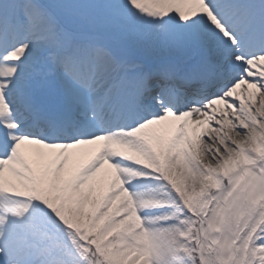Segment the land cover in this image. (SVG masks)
<instances>
[{
  "label": "snow or ice",
  "instance_id": "snow-or-ice-1",
  "mask_svg": "<svg viewBox=\"0 0 264 264\" xmlns=\"http://www.w3.org/2000/svg\"><path fill=\"white\" fill-rule=\"evenodd\" d=\"M0 264H264V0H0Z\"/></svg>",
  "mask_w": 264,
  "mask_h": 264
}]
</instances>
